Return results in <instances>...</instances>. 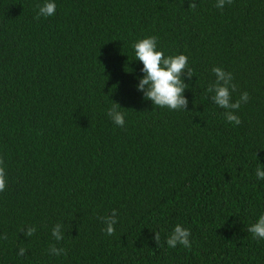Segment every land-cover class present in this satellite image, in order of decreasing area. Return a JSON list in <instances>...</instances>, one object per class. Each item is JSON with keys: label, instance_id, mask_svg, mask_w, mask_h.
<instances>
[{"label": "trees", "instance_id": "obj_1", "mask_svg": "<svg viewBox=\"0 0 264 264\" xmlns=\"http://www.w3.org/2000/svg\"><path fill=\"white\" fill-rule=\"evenodd\" d=\"M45 2L0 0V264H264L248 232L264 214V0H54L37 18ZM150 36L188 57L187 111L136 88L133 44ZM213 67L232 73L233 101L249 94L239 126L206 91ZM177 224L190 250L165 243Z\"/></svg>", "mask_w": 264, "mask_h": 264}, {"label": "clouds", "instance_id": "obj_2", "mask_svg": "<svg viewBox=\"0 0 264 264\" xmlns=\"http://www.w3.org/2000/svg\"><path fill=\"white\" fill-rule=\"evenodd\" d=\"M225 3L231 4L232 0H217L216 8L223 9ZM195 0H189L188 8L195 10L197 8ZM39 17H51L55 15L56 4L54 0H47L43 5H37ZM157 37L150 36L143 38L133 44L136 60H139L143 68L142 78L136 85L138 91L143 93L145 99L150 100L153 105L159 108H167L169 110L187 111L188 100L183 93L188 88V84L183 82L182 77L186 76L191 79L193 76L192 68L188 67V57L184 54L175 56H165L162 51L157 50ZM211 71L215 74V81L211 83L206 91L212 93L211 100L219 108L224 109L222 113L227 122L234 126H239L242 121L236 111L239 110L241 104H246L250 97L247 92H243L239 99L233 101L232 93L236 91L237 86L232 83L233 76L231 72L224 71L221 67H213ZM121 107L113 102V106L108 110V116L113 123L119 127L125 125L124 114L119 111ZM0 165L3 160L0 159ZM258 179H264V170L261 167L256 169ZM7 185L6 172L4 167L0 166V192H3ZM105 224L103 231L106 235L115 233L114 225L117 223V211L112 210L111 215L100 218ZM62 224L57 223L52 228V236L60 241L63 239L61 231ZM26 237H31L37 231L35 226H26L20 229ZM254 239H264V214L260 215L258 220L248 228ZM191 232L188 228L177 224L165 243L169 248H175L182 245L185 249H191V241L189 237ZM0 239H7V235H3ZM154 239L156 243L160 241V235L155 232ZM26 249L20 248L18 255H25ZM49 254L55 256L66 255L64 248H57L55 245L49 247Z\"/></svg>", "mask_w": 264, "mask_h": 264}]
</instances>
